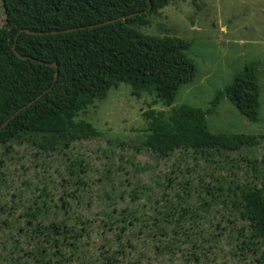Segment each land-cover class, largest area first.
I'll return each mask as SVG.
<instances>
[{
  "label": "trees",
  "instance_id": "trees-1",
  "mask_svg": "<svg viewBox=\"0 0 264 264\" xmlns=\"http://www.w3.org/2000/svg\"><path fill=\"white\" fill-rule=\"evenodd\" d=\"M22 1L25 7L16 8L8 15L6 26L0 28V146L10 150L11 144L27 142L45 154L67 156L74 144L101 135L92 123L79 120V115L95 102L104 101L111 89L127 84L134 97L148 94L170 109L143 113L148 133L145 147L156 161L179 157L177 160L187 163L200 155H217L235 168L242 156L254 172L255 181L229 182L225 196L229 203L225 204L234 214L231 227L217 223L212 231L202 228L199 236L203 242L192 247L194 262L218 264L223 255L217 251L226 247L230 256L264 264V255H257L264 248V170L254 151L261 142L256 135L213 133L207 120L226 98L247 120L260 121L258 63L245 64L216 94L209 108L188 104L172 108L179 90L198 75L197 65L188 56L191 45L177 37L144 35L136 28L149 25L152 15L175 0H150L151 10L148 0ZM138 13L123 21L94 26ZM71 29L77 30L64 32ZM54 63L59 71L56 82ZM67 161H71L69 174L62 181L58 199L55 184L50 183L42 188L28 184L34 190L24 200L19 194L21 200L14 208L19 218L6 223L3 231L5 240L15 244L14 251L22 254L17 259L24 255L30 263H40L44 257L35 252L43 235L53 252L47 264H66L69 251H81L83 244H88L92 231L72 213V202L88 192L90 167L83 158ZM174 167L182 172L177 161ZM186 171L190 172L189 167ZM97 194L107 210L124 196L115 186ZM132 225L118 224L116 237L108 240L107 248H101V255H91L90 263L141 264L142 256L132 254L141 247L129 239ZM161 234L160 227L149 236L150 244L156 238L162 243ZM201 251L213 255H198ZM81 256L85 260V255Z\"/></svg>",
  "mask_w": 264,
  "mask_h": 264
},
{
  "label": "rangeland",
  "instance_id": "rangeland-1",
  "mask_svg": "<svg viewBox=\"0 0 264 264\" xmlns=\"http://www.w3.org/2000/svg\"><path fill=\"white\" fill-rule=\"evenodd\" d=\"M23 7L22 0H0V28L6 26L8 15ZM149 20V25L136 30L148 36L185 40L191 45L188 56L198 67L195 81L179 90L172 108L183 104L209 108L216 94L245 64L258 63L260 121L247 120L226 98L207 120L213 133L258 136L261 146L254 151L264 170V0H175ZM149 109L170 110L148 94L134 97L130 86L120 84L104 101L95 102L78 117L92 123L100 137L74 144L67 156L45 154L27 142L11 144L10 150L0 146V264H32L24 255L17 259L22 254L14 251L15 244L5 240L3 231L6 223L19 218V212L14 211L21 200L19 194L24 200L34 190L28 184L40 188L55 184L57 199L60 197L72 161L68 158H83L90 167L88 192L72 202V213L92 233L88 244L82 246L83 254L69 251L66 264H91L90 256L101 255V248H107L108 240L116 237L118 224L131 223L134 225L129 239L142 247L132 254L142 256L141 264H208L194 262L192 247L203 242L199 236L202 228L210 227L212 231L217 223L231 227L234 214L225 204L229 203L225 198L228 184L232 179L255 181L254 172L242 156L235 168L217 155H200L187 163L177 160L179 157L156 161L144 143L148 133L143 113ZM175 161L182 172L174 167ZM112 186L124 196L107 210L97 192ZM160 227L162 234L158 237L162 243L156 238L150 244L149 236ZM41 243L35 255L44 259L37 264H47L52 247L44 235ZM198 255L213 254L201 251ZM217 255H223L218 264H254L252 259L230 256L226 247ZM257 255H264V248Z\"/></svg>",
  "mask_w": 264,
  "mask_h": 264
},
{
  "label": "water",
  "instance_id": "water-1",
  "mask_svg": "<svg viewBox=\"0 0 264 264\" xmlns=\"http://www.w3.org/2000/svg\"><path fill=\"white\" fill-rule=\"evenodd\" d=\"M149 1V10H151L152 9V4H151V1L150 0H148ZM140 13H138V14H132V15H129V16H124V17H120V18H118V19H113V20H110V21H107V22H104V23H100V24H97V25H94V26H96V27H99V26H104V25H106V24H109V23H113V22H116V21H123V20H126L127 18H131V17H134V16H136V15H139ZM94 26H89V28H92V27H94ZM74 30H77V29H71V30H66V31H64V32H68V31H74ZM21 32H23V30H21L19 33H18V35L21 33ZM25 32H27V33H30L29 31H27V30H25ZM13 50H15V47H13ZM17 55L21 58V59H28V57H23V56H21L20 54H18L17 53ZM52 66L56 69V76H55V82L57 81V79H58V76H59V71H58V66L54 63V64H52ZM41 96H39L37 99H39ZM34 102V101H33ZM33 102H31V103H29V105L28 106H30V105H32L33 104ZM24 108H26V107H24ZM23 108V109H24ZM20 111H18L17 113H19ZM9 121V120H8ZM7 121V122H8ZM6 122V123H7ZM6 123L3 125V126H5L6 125Z\"/></svg>",
  "mask_w": 264,
  "mask_h": 264
}]
</instances>
